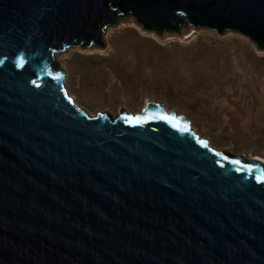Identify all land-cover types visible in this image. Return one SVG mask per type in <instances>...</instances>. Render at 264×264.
<instances>
[{
	"label": "water",
	"instance_id": "water-1",
	"mask_svg": "<svg viewBox=\"0 0 264 264\" xmlns=\"http://www.w3.org/2000/svg\"><path fill=\"white\" fill-rule=\"evenodd\" d=\"M129 17L264 50V0H0V264H264V161L158 101L91 114L69 94L55 55Z\"/></svg>",
	"mask_w": 264,
	"mask_h": 264
},
{
	"label": "rangeland",
	"instance_id": "rangeland-1",
	"mask_svg": "<svg viewBox=\"0 0 264 264\" xmlns=\"http://www.w3.org/2000/svg\"><path fill=\"white\" fill-rule=\"evenodd\" d=\"M104 39V48L55 55L88 112L139 113L158 101L213 147L264 158V50L248 36L195 27L162 36L129 17L108 26Z\"/></svg>",
	"mask_w": 264,
	"mask_h": 264
},
{
	"label": "snow or ice",
	"instance_id": "snow-or-ice-1",
	"mask_svg": "<svg viewBox=\"0 0 264 264\" xmlns=\"http://www.w3.org/2000/svg\"><path fill=\"white\" fill-rule=\"evenodd\" d=\"M20 57H21V59H20L19 62L17 63V66H18V67H20V66L23 65L24 53H20ZM32 83H33V84H36V81L33 80ZM36 86L39 87V85H36ZM160 118H161V119H165V120H169V121H171V120L173 119V118H171V117H166V116H162V117H160ZM126 119L129 120L130 122L133 121V120H134L136 123H143V122H144L143 119H142L141 117H139V116H137V117H127ZM201 143L203 144V142H201ZM234 163H238V162L234 161ZM258 182H264V179H258Z\"/></svg>",
	"mask_w": 264,
	"mask_h": 264
},
{
	"label": "bare ground",
	"instance_id": "bare-ground-1",
	"mask_svg": "<svg viewBox=\"0 0 264 264\" xmlns=\"http://www.w3.org/2000/svg\"><path fill=\"white\" fill-rule=\"evenodd\" d=\"M189 33V32H188ZM67 87V86H66ZM68 92H69V90H68ZM69 94H70V92H69ZM72 96V95H71ZM185 116V115H184ZM195 129V128H194ZM196 131V130H195ZM210 145H211V143H210ZM212 146V145H211ZM254 157H257V158H259V159H261L262 161H264V158L262 157V156H254Z\"/></svg>",
	"mask_w": 264,
	"mask_h": 264
}]
</instances>
